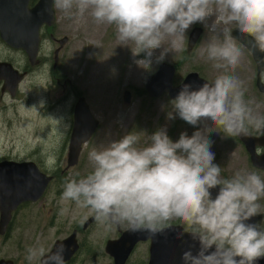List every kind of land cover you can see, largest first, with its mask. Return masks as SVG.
Segmentation results:
<instances>
[{"label":"clouds","instance_id":"obj_1","mask_svg":"<svg viewBox=\"0 0 264 264\" xmlns=\"http://www.w3.org/2000/svg\"><path fill=\"white\" fill-rule=\"evenodd\" d=\"M54 4L77 23L87 14L97 24L114 26L117 45L128 47L133 57L143 54L135 63L144 69L150 68L157 50L156 63L181 51L188 31L202 24L213 35L199 54L223 70L212 83L196 87L183 83L171 100L173 112L189 125L207 121L203 131L197 129L191 136L182 132L173 141L160 129L151 136L144 134L143 145L141 133L130 132L94 147L88 153L92 170L65 181L62 202L90 209L108 229L123 225L150 237L165 234L173 221H180L195 242L182 253L183 264H256L264 258V228L248 222L260 215L264 179L244 170L222 178L207 135L215 131L209 123L227 137L247 135L249 129L264 132V115L245 99L244 81L233 74L243 52L230 28L235 25L250 36L264 53V0H54ZM167 118L175 116L169 112ZM212 189H218L214 197ZM68 211L62 207L61 214ZM54 249L37 241L26 249L25 259L28 264H66L65 245Z\"/></svg>","mask_w":264,"mask_h":264},{"label":"rangeland","instance_id":"obj_2","mask_svg":"<svg viewBox=\"0 0 264 264\" xmlns=\"http://www.w3.org/2000/svg\"><path fill=\"white\" fill-rule=\"evenodd\" d=\"M54 9L59 18V23L62 24V28L58 29L60 37L66 36L68 38L65 50L61 53L58 72L72 80L75 84V87L73 86L74 93L84 98L91 115L99 123V133L94 141H89L83 146V153L79 159L80 163L73 169V177H83L92 170V165L88 160V153L94 147L98 148L101 144L116 141L130 132L141 133V145H143L147 141L146 136H151L160 129L166 130L167 135L173 141H176L182 132L191 136L197 129L203 131L205 125L208 123L207 121L201 122L197 126H192L180 119L173 112L172 99L169 94L153 98L146 93L145 79L147 76L152 75L161 63L176 65L177 62H180L181 64L174 76L172 86H179L186 76L191 73L197 74L198 77L212 83L215 77L223 70L213 68L212 62L208 61L206 57H201L199 54L201 47L213 35L204 25H193L187 33L183 49L175 53H169L163 62H155V56L159 55V50H157L154 53L153 63L150 68L144 69L135 63L136 60L143 58V54L133 57L128 47L117 45L114 26L97 24L87 14L84 20L77 23L74 19L67 18L55 7V4ZM195 26L202 28L203 33L191 52L187 53L188 36ZM230 28L231 31L238 30L235 25L230 26ZM237 44L242 49L243 58L241 65L233 74L239 76L244 81V87L246 88L245 99L253 101V107L260 114L264 115V95L260 94L255 86V63L247 49L238 42ZM48 48L49 46L45 45L42 54ZM1 53L4 54V51L0 50V57ZM7 56L10 57V62H14L15 64L21 62L20 54L6 52L4 60ZM185 56L187 58H184ZM36 72L38 73V77H45V73L42 70H40V74L38 70ZM42 83L43 80L39 81L37 79L34 86L42 87ZM126 91L130 92L128 103L124 101V93ZM29 92L32 94L31 97H33L32 103H38L39 105L53 104L55 102V95L58 96V94L53 95L49 94V92H44L45 96L52 98L48 102L42 98V93H34L31 89ZM18 102L20 101L10 104L6 101L2 104L5 107L6 104L7 106H12L13 111L16 112L19 118H14L13 120L16 122L13 124L11 122L4 123L2 122L3 118H0V156L9 152L17 154L20 151V145L41 144L42 140L40 137L43 135L46 136H43L45 141L52 140L54 131L58 129L61 131L55 132L56 138L64 136L69 126V118L68 116H64L63 112L60 111L61 108L58 107L57 113L60 114L61 119L52 117L51 115L45 125V127H48V131L44 133L41 130L37 141H35L32 138V131L26 130L32 129L33 124L29 126L27 121H21L24 115L31 116V101L28 100L29 109L26 107L28 103L21 105L17 104ZM58 104H64V102H58ZM169 112H172L173 116H175L174 119L167 118ZM38 123L41 124L39 121ZM208 126L215 130L209 132L207 135L212 141L211 151L215 154L214 163L220 165L222 178H231L239 170L255 172L247 161L248 154L241 143L236 141L233 136L227 137L215 125L209 123ZM21 136L24 138V143L21 142ZM39 140L40 142H38ZM42 150L46 151L47 149L42 148ZM259 172L255 173L264 179V174L261 171ZM261 202H263L261 210L263 209L264 211V199ZM73 207H76V205ZM29 225L30 223L23 224V227H28L27 230L21 228L14 229L9 233L7 240L0 242V257L15 259L20 256L28 264V261L25 259L26 249L37 242L34 239L33 233L30 232L32 228Z\"/></svg>","mask_w":264,"mask_h":264},{"label":"flooded vegetation","instance_id":"obj_3","mask_svg":"<svg viewBox=\"0 0 264 264\" xmlns=\"http://www.w3.org/2000/svg\"><path fill=\"white\" fill-rule=\"evenodd\" d=\"M38 1L29 0L27 8L32 9ZM52 9L54 13L52 24H43L39 30V48L34 63L29 62L28 56L22 49L12 48L0 39V50L4 51V54L1 53L0 63H8L15 71L13 74L14 82L19 78L16 86H14V92L6 90L4 79H0V118H3L2 122L13 124L16 122L13 119L19 118L16 112L13 111L12 106L6 104L5 107L2 104L6 101L10 104L20 101L17 104L26 105L28 103L26 107L29 109L28 100H30L32 114L31 116L24 115L21 121H27L29 126L33 124L32 129L26 130H31L32 138L37 141L41 130L44 133L48 131V127H45V125L51 115L61 119L60 114L57 113L58 107L61 108L60 111L63 112L64 116L69 118V126L64 136L56 138L55 132L61 131L58 129L54 131L52 140L45 141L44 137L46 136L43 135L44 137H40L41 144L20 145V151L17 154L9 152L0 156V164L7 165V167L5 165L3 171L4 176L15 177L22 180L20 182L26 180V185H30L34 179L46 182L38 199L23 201L11 211L5 230L3 234L0 233V242L7 240L9 233L14 229L27 230L28 227H23V224L30 223L29 226L32 228L30 232L33 233L34 239L43 243L46 248L55 250L54 245L59 243L65 245L64 259L66 264H183L181 260L182 253L188 250L190 245H194L195 242L191 240L187 231H185V226L180 221H173L172 230H168L165 234L150 237L146 232H131L123 225L108 229L106 225L95 219L90 209L76 210L77 208L73 207L75 206L74 202H62L64 183L67 179L73 178V169L80 163L79 159L83 153V146L89 141H94L99 133V123L90 139L81 145L77 164L69 166L68 154L74 126L73 111L80 97L73 91L75 84L72 80L58 72L61 53L65 50L68 38L66 36L60 37L58 32V29L62 28V24L59 23V18L56 15L54 2ZM63 39L66 41L61 44L60 41ZM45 45H48L49 48L42 54ZM6 52L20 54L21 62L16 64L10 62L9 56L5 57L4 60ZM37 70L39 74L42 70L45 77H38ZM1 71L2 67L0 68V78L2 77ZM37 79L39 81L43 80L42 87L34 86ZM261 80L264 83V71ZM30 89L34 93H42V98L48 102L52 98L45 96L44 92L53 95L58 94V96L55 95L53 104H33ZM260 94L264 95V93ZM21 99L23 100L21 101ZM58 102H64V104H58ZM248 134L256 138L264 136V132L258 133L253 129H249ZM233 137L239 142L235 136ZM20 139L24 143L23 136ZM42 148L47 150L43 151ZM256 153L258 155L264 154V147L257 146ZM247 159L250 163L248 156ZM252 168L255 172L261 171L264 174V169L253 166ZM2 201L7 205L9 204L7 198L2 199ZM260 204L263 208V202L260 201ZM62 207H67L69 211L62 215ZM257 216L260 217L255 219V216L253 219L257 224H260L261 228H264L263 209L260 215ZM253 219L249 223L254 222ZM1 224L0 213V227ZM181 232H184L183 237L177 239V234ZM197 248L198 244L192 248L193 253ZM1 260L10 261L12 264H26L20 256L15 259L0 257Z\"/></svg>","mask_w":264,"mask_h":264},{"label":"water","instance_id":"obj_4","mask_svg":"<svg viewBox=\"0 0 264 264\" xmlns=\"http://www.w3.org/2000/svg\"><path fill=\"white\" fill-rule=\"evenodd\" d=\"M28 3L29 0H0V39L12 48L22 49L28 56L29 62L34 63L39 48V30L43 24L51 25L54 18L52 9L53 0H39L32 9L27 8ZM202 33V28L198 26H195L191 30L187 40V53L191 52L200 40ZM231 35L251 54L256 66L255 85L260 93H264V83L261 80L262 72L264 71V53H261L256 48L252 38L247 34H242L239 30H233L231 31ZM65 41L63 39L60 43L63 44ZM0 66L2 67V77L0 79H4V88L10 92H14V86H16L19 78L14 82L13 74L15 71H13L8 63H0ZM175 74L176 68L174 65L161 63L152 75L146 77V93L153 98L169 94L170 98L174 99L183 83H191L193 87L205 82L209 83L203 78L198 77L197 74L191 73L186 76L179 86L174 87L172 86V81ZM129 98L130 92L126 91L124 93V101L128 103ZM73 124L68 154L69 166L77 164L81 145L90 139L98 126V121L91 115L82 97L77 100L74 106ZM236 138L244 146L251 165L255 168L264 169V154L258 155L256 153L257 146L264 147V136L256 138L247 134L237 135ZM5 165L0 164V213L2 220L0 233L2 234L6 228L11 211L23 201L38 199L46 183L45 181L34 179L30 185H26V180L20 182L22 180H18L15 177L4 176ZM211 191L214 197L218 189H212ZM5 198L9 201L8 205L2 201ZM258 217L260 216H256L255 219ZM255 219H253L254 222L252 223H256ZM0 264L12 263L1 260ZM256 264H264V258L256 261Z\"/></svg>","mask_w":264,"mask_h":264},{"label":"trees","instance_id":"obj_5","mask_svg":"<svg viewBox=\"0 0 264 264\" xmlns=\"http://www.w3.org/2000/svg\"><path fill=\"white\" fill-rule=\"evenodd\" d=\"M184 58H187V56H185ZM180 64H181L180 62L179 63L177 62L176 65H174L176 70H178V67H179Z\"/></svg>","mask_w":264,"mask_h":264}]
</instances>
